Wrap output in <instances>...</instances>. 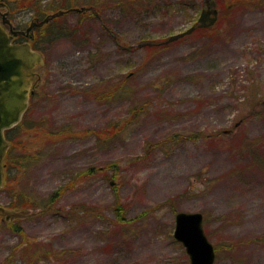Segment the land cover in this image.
<instances>
[{
	"label": "rangeland",
	"instance_id": "obj_1",
	"mask_svg": "<svg viewBox=\"0 0 264 264\" xmlns=\"http://www.w3.org/2000/svg\"><path fill=\"white\" fill-rule=\"evenodd\" d=\"M0 1L8 32L38 18ZM215 1L213 24L162 44L203 0H96L42 25L8 132L0 206L20 215H0V264H190L179 211L202 213L213 264H264V0Z\"/></svg>",
	"mask_w": 264,
	"mask_h": 264
},
{
	"label": "water",
	"instance_id": "obj_2",
	"mask_svg": "<svg viewBox=\"0 0 264 264\" xmlns=\"http://www.w3.org/2000/svg\"><path fill=\"white\" fill-rule=\"evenodd\" d=\"M0 1V6H2ZM214 4L213 2L210 3ZM89 7H75L68 10L83 11ZM64 10L47 14L43 19L32 20L26 30H14L12 27L9 33L0 25V188L3 184L2 161L7 151V141L4 131L17 124L27 107V102L32 70L41 64L40 53L33 50L28 43H14L12 35L26 34L31 28L41 26L50 19L64 13ZM213 14V16H210ZM2 23L9 21L4 18ZM216 20V10L207 9L200 13L198 18L199 26H208ZM194 27L187 29L184 33L175 34L168 40L190 33ZM0 215L9 219L19 216V212L5 210L0 206ZM173 236L185 247L189 256L190 264H213L215 258L214 247L206 236L203 229V216L198 211H179L175 214V226Z\"/></svg>",
	"mask_w": 264,
	"mask_h": 264
},
{
	"label": "trees",
	"instance_id": "obj_3",
	"mask_svg": "<svg viewBox=\"0 0 264 264\" xmlns=\"http://www.w3.org/2000/svg\"><path fill=\"white\" fill-rule=\"evenodd\" d=\"M23 1V0H22ZM31 4V7H32V10H33V14L34 16H37L39 19L43 18L46 14H48L50 11H53L56 9L57 10H60V9H69L71 7H74V6H77V5H74L75 2H77L78 0H59L60 3H58V0H28ZM230 1H233V0H230ZM41 2L43 3L44 6H41ZM87 6L90 7L91 10H93L94 8V5L96 3V0H91V1H87ZM127 2H130V1H127ZM221 5L224 6V0H222L221 2ZM30 7V8H31ZM43 28L42 26L41 27H34V32H35V36L34 38L31 40V46L35 49H38L40 51H43V48L39 45L40 44V35L41 33H43L40 29ZM54 34V33H53ZM50 38H53V37H50ZM49 38V39H50ZM48 39H44V41H46ZM152 43H156L155 41ZM164 43L163 41H160L159 44H162ZM21 124V121L14 127L6 130L5 134H6V139L8 140V142L11 143V137L8 136V132L11 130V129H14V128H17L19 125ZM13 145H10V148L7 150V153L5 155V158H4V162L6 159L9 158L10 156V150H11V147ZM10 152V153H9ZM9 160V159H8ZM3 162V164H4ZM8 162V161H7ZM23 166V165H22ZM8 170H6V173L4 171V181L7 182L9 180V172L7 173ZM91 171V170H90ZM90 173V172H89ZM88 174V173H87ZM65 187H61V188H58L55 190V195L56 196H59L63 190H64ZM118 201V199L116 200ZM115 210H117L116 214L117 216L119 215L118 219L120 221H123V217H121V212L122 211V207L119 206V205H116L115 207Z\"/></svg>",
	"mask_w": 264,
	"mask_h": 264
}]
</instances>
